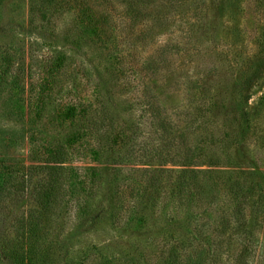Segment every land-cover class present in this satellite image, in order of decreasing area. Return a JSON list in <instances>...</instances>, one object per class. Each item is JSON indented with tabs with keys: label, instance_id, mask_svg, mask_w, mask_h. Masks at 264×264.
Masks as SVG:
<instances>
[{
	"label": "rangeland",
	"instance_id": "374dc122",
	"mask_svg": "<svg viewBox=\"0 0 264 264\" xmlns=\"http://www.w3.org/2000/svg\"><path fill=\"white\" fill-rule=\"evenodd\" d=\"M41 1L0 0V185L24 174L32 177L29 189L17 194L22 202L0 210V264H11L3 248L17 242L21 222H40L35 191L47 176L39 167L60 148L70 154L65 166L71 176L65 203L39 227L44 264H163L181 240L191 241L184 255L204 258L205 264L214 254L219 255L216 264H264V218L257 219L262 207L254 204L257 193L264 192V0H191L172 13V35L156 29L157 43L145 50L138 30H123L125 20L118 23L116 45H107L105 36L90 33L75 11L43 18ZM172 36L177 46L173 71L205 76L206 86L193 94L182 88L172 94L170 106L187 111L208 102L215 106L214 117L201 114L193 127L203 135L194 144L207 148L200 169L251 172L233 176L249 195L242 206L247 225L225 238L223 248L212 242L216 237L195 236L191 210L171 202L163 212L151 205L144 210L130 199V188L142 181L135 171L150 166L129 155L131 144L113 149L105 142L106 132L127 130L137 151L142 140L155 135L141 105L143 84H153L141 79V69L147 54ZM174 76L169 75L168 86ZM72 108L77 111L73 120ZM93 128L100 139L92 137ZM116 166L124 167L122 177L115 176ZM228 175L215 179L216 208L197 220L210 232L223 211L241 202L224 182Z\"/></svg>",
	"mask_w": 264,
	"mask_h": 264
},
{
	"label": "trees",
	"instance_id": "16d2710c",
	"mask_svg": "<svg viewBox=\"0 0 264 264\" xmlns=\"http://www.w3.org/2000/svg\"><path fill=\"white\" fill-rule=\"evenodd\" d=\"M190 1L42 0L38 12L45 18L75 11L79 22L86 26L90 33L96 36H105V44L107 45H116L118 41L117 31L120 27L118 23L122 25V21L125 20L127 28H123V30L132 34L138 30L137 40L145 50L148 45L157 41V34H154L156 29H165L164 32L171 34L172 13H176ZM167 12L169 13L167 14ZM174 40L172 36V41L160 45L154 52L147 54L141 69L143 75L141 79L148 77L153 84L152 87L147 83L143 84L141 105L143 117L155 129V135L151 139L142 140L137 151H134L132 147L136 145V142L128 135L127 130L106 132L105 142L113 149L115 146L131 144L129 155L137 158L139 163L150 166L135 171L142 176V181L137 187L132 186L130 188V199L140 203L144 210L148 205H151V209L163 212L169 202L175 204L178 209L191 210L195 216L193 220L195 236L200 239L216 237V240L213 239L212 242L214 241L217 247L223 248L226 245L225 238L230 240V237L247 225L242 206L248 203L249 195L243 192L244 186L240 180L233 181V176L236 175L238 179L239 176L245 177L251 172L247 168L237 170L234 168L229 170L213 169V171L212 169H200L204 164L203 160L206 157L207 148L201 144H194L193 140L203 138V135L199 134L198 130L194 131L193 127L201 118V114L205 117L211 112L214 117L215 106L208 102L209 104L204 103L200 106L201 108L195 107V111L170 106L169 100L172 94L175 95L182 88H189L186 91L193 94V91H205L206 86L205 76L195 77L192 74L177 76L176 74L179 72L173 71L171 65L174 55L172 52L174 47H177L174 45ZM125 46L129 47L128 42L125 43ZM171 74L177 77L172 86H168L167 81ZM41 104L43 101L40 100L38 106ZM205 106H208V111ZM76 114L77 111L72 108L69 117L72 120L76 119ZM206 120L209 121V119ZM209 122L213 124V121L210 120ZM92 134L95 139L101 138L94 128ZM215 134L212 132V135ZM212 135H210L211 140H214L215 137ZM118 143L119 145H117ZM69 155L64 148H60L49 156V162L45 166L39 167L47 176L39 182L35 191V202L39 206L38 212L42 218L36 225L31 224L30 219L23 220L17 234L19 237L17 242L12 247L3 248V255L11 264L46 263V252L40 246L41 237H38L41 232L39 227H41L42 222L46 225L50 223L51 217L55 215L53 214L55 209L58 210L66 201L64 186L68 177L71 176V169L65 164ZM114 172L116 177H122L124 167L116 166ZM212 173H214L213 177L210 176ZM222 173L229 174L224 182L233 199H241V202L235 208L232 207L223 211L219 225L210 232L203 226L199 227L197 220L206 211L216 208L219 191L215 187V179ZM31 178V176L24 174L20 181H8L4 185H0V210L7 204L22 202L23 198L18 197L17 194L25 193L29 189ZM204 180L209 184L205 185ZM219 182L221 181L219 180ZM209 185L214 188L215 192L209 191ZM254 204L256 207H262L257 210V219L264 218V192L262 190L257 193ZM181 243L184 245L182 246ZM188 243L191 241L176 242L177 245L170 249L163 264H205L204 258L192 259L190 255H184L182 249ZM213 256L215 257L211 259V264H216L219 255L214 254Z\"/></svg>",
	"mask_w": 264,
	"mask_h": 264
}]
</instances>
